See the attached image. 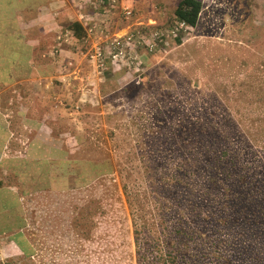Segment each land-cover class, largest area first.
Segmentation results:
<instances>
[{
  "label": "rangeland",
  "instance_id": "obj_1",
  "mask_svg": "<svg viewBox=\"0 0 264 264\" xmlns=\"http://www.w3.org/2000/svg\"><path fill=\"white\" fill-rule=\"evenodd\" d=\"M125 1L115 0L113 6L117 16L127 23L126 27L120 32L109 31L108 38L111 40L117 35L132 32L130 44L136 45V41L143 36L152 46L151 50L147 47H137L136 50L140 52L134 53L136 56L127 52L114 58L116 62L125 64L123 68L119 64L120 71H117V75L127 70L130 79L136 84L144 80L147 84L149 76H154L145 88L146 94L139 100L168 98L166 103L172 102V105L177 107L189 105L193 108L196 105L198 112L210 116L212 121L216 122L211 125L221 132L222 145L229 142L230 137L225 135H235L233 138L242 153L243 148H246L245 140L250 138L248 142L252 147L248 149L256 153L258 146L264 144V139L261 138L264 123L259 119L264 113V102L257 101L264 95V0H200L201 9L195 26H184L183 29L178 28L172 16L178 0H138L146 18L154 16L158 19L155 22L145 18V22L139 24V28H143L142 32H136L131 25L137 13L132 3L135 0H129V3ZM86 3V8L93 10L94 4L91 1ZM104 5L110 7L108 0ZM122 7L129 8L132 13L124 15ZM79 18L83 21L85 16ZM103 21L98 20V24L101 25ZM177 30L182 31L179 43L174 42L172 38ZM105 34L106 32L101 31L98 37ZM93 40L88 37L87 41L82 42L79 49L81 53L91 50ZM101 44H98L103 50L101 66L95 68L93 62L79 52L76 60L72 62L75 63L68 65L70 70L77 68L80 73H89L88 79L72 77L71 74L64 75L63 81L55 79L53 83L56 84L52 85L53 91H49L47 98H34L44 109L38 114V118L42 117L48 128H14L12 131L16 137L11 138L13 141L9 139L10 129L3 119L6 117L10 121L11 114L7 110L13 107V92L4 91L6 104L0 108L2 114H5V117L0 114V264H134L129 206H126L123 196L120 195L119 198L121 207L118 214L124 226L108 233L103 238L102 246H97V242H84V247L72 229L67 228V219L73 213V208L81 206L85 198L96 196L98 186L91 183L86 187H79L77 182L70 181L67 191L49 188L50 162L48 163L46 156L41 154L44 151V154L50 155L51 158L55 157L54 150L60 147L61 138L69 135L68 130H73L74 117L78 115L84 122L81 123V126L84 124V130L87 128L90 132L102 131L106 143L112 145L113 138L117 136L123 141L120 150H115L111 155L113 164H117L122 154L133 144L131 139L136 137V127L121 125L125 123V118L107 119V116L112 114L113 111H110L115 104H119V110L136 111L140 103L137 100L127 101L125 95L117 98L111 97L112 92L106 91L104 95L99 92L103 70L107 67L115 71L113 64H109L104 41ZM135 64L139 66L137 71L134 69ZM8 82L10 81L7 80L6 83ZM222 85L227 89L226 92L218 90ZM232 85L240 86L235 91ZM216 87L217 90H214ZM126 96L134 94L128 93ZM172 105H166V109L172 113L177 112ZM151 113V110L145 108L138 120L142 129L140 142L172 138L165 132H175V124L160 127L154 136L145 131L148 125L160 126L148 123L152 117ZM228 117L237 119V133L228 121L224 120ZM30 119L33 122L34 118ZM205 123L207 121L202 119L200 123L189 124L188 129L199 132L200 128H206ZM31 125L36 124L33 122ZM115 133L116 137H112ZM174 135H177V132ZM89 137L92 140L94 136L90 134ZM138 144L134 145L137 153ZM67 151L69 155H75L77 149ZM252 151L247 150L248 153ZM42 157L44 159H41ZM258 162L259 160L254 159L253 164ZM128 173L133 180L134 171L129 169ZM104 177L102 180L97 179V182L101 180L102 185L112 183L119 189L116 172L108 173ZM54 186L58 187L57 182ZM14 188L22 216L27 223L22 233L28 241L30 240L27 241L33 252L30 259H19L18 255H15L18 251L9 240L13 235ZM250 238L252 240L251 236ZM122 241H125L124 245ZM250 248L252 250V247ZM96 252H99L97 256ZM240 260L242 259L234 258L232 261L233 264H244Z\"/></svg>",
  "mask_w": 264,
  "mask_h": 264
},
{
  "label": "trees",
  "instance_id": "obj_2",
  "mask_svg": "<svg viewBox=\"0 0 264 264\" xmlns=\"http://www.w3.org/2000/svg\"><path fill=\"white\" fill-rule=\"evenodd\" d=\"M105 2L102 0L100 4ZM2 6L0 3V8ZM200 9V0H178L172 16L176 23L193 27ZM63 28L75 39L70 43L72 50L82 45L86 32L80 21H67ZM142 29L138 28V31L142 32ZM181 32L177 30L172 36L174 42H180ZM136 48L134 53L140 52ZM109 64H113L116 72L107 67L103 70L99 88L101 95L106 91L112 92L111 97L125 95L127 101H139L140 107L136 111H126L119 110V104H115L107 119L125 118L121 125L136 127V137L131 139L133 144L117 164H113L111 155L120 150L123 141L117 136L113 138L112 145L106 143L102 131L84 130L78 115L74 117L73 130H68L69 135L61 138L60 147L54 150L55 157L51 158L44 151L41 153L50 162L49 188L67 191L70 181L77 182L79 187L91 183L98 186L94 198H85L81 206L73 208L67 219V228L72 229L84 247V242H97V246H102L108 233L124 226L118 214L122 195L126 206H129L127 213L132 227L134 264H233L234 258L242 259L240 262L244 264H264V144L258 146L254 153L248 149L252 147L248 138L241 153L233 138L235 135L229 134L225 135L230 137L228 144L222 145L221 132L211 125L216 122L198 112L196 105L193 108L189 105L177 107L172 102L167 104L168 98L139 100L146 94L145 88L154 76H149L147 84L145 80L136 84L127 70L117 75L120 62L109 60ZM137 64L134 66L136 71L139 70ZM124 65L121 64V68ZM240 85H232L233 90L236 91ZM218 90L227 91L223 85ZM128 93L134 96H126ZM257 101L264 102V95ZM166 105H172L177 112H170ZM145 108L152 111L153 121L148 123L160 125H148L145 131L149 135L154 136L160 127H170L171 124L176 125L177 135L165 130V134L172 138L140 142L142 129L138 120ZM202 119L207 121L206 128H200L199 132L188 129L189 124L200 123ZM259 119L264 123V113ZM224 120L237 133V119L228 117ZM90 134L94 136L92 140ZM263 134L264 129L261 137L264 139ZM112 137H116V133ZM137 143L138 153L134 149ZM67 149H77V152L69 155ZM254 159L259 162L253 164ZM129 169L135 173L133 180ZM113 172L118 175L120 191L112 183H100L105 175ZM97 179L101 180L97 182ZM56 182L58 187L54 186ZM14 192L15 188L13 235L9 240L18 251L15 255L19 259H30L33 252L27 244L28 238L22 233L27 223ZM98 254L96 252V256Z\"/></svg>",
  "mask_w": 264,
  "mask_h": 264
},
{
  "label": "crops",
  "instance_id": "obj_3",
  "mask_svg": "<svg viewBox=\"0 0 264 264\" xmlns=\"http://www.w3.org/2000/svg\"><path fill=\"white\" fill-rule=\"evenodd\" d=\"M87 1H91L96 9L94 6L93 10L86 8ZM125 2L129 3V0ZM0 3L3 4L0 8L3 10L0 13V108L6 104L4 91L13 92V107L7 110L11 114L10 121L3 112L0 111V114L5 117L4 124L10 129L9 139H13L16 137L12 131L14 128H48L42 117L38 118L44 109L34 98H47L49 91H53L52 85L56 84L53 83L55 79L62 80L64 75L69 74L81 79L90 77L89 73H80L77 68L70 70L68 67L75 63L72 62L78 57V52L84 54L79 50L82 45L72 50L70 43L75 39L63 28L64 22L80 21L86 32L83 39L87 41L91 37L94 39L92 43L99 44L102 41L105 44L109 31L120 32L127 23L117 16L115 6L105 7L95 0H0ZM132 3L137 13L131 25L138 31L146 16L138 0ZM82 15L87 23L79 18ZM98 20L104 21L100 25ZM146 20L156 22L158 19L148 16ZM103 24L106 25L102 27ZM101 31L106 34L98 37ZM7 80L10 82L6 83ZM30 118H34L36 125H31Z\"/></svg>",
  "mask_w": 264,
  "mask_h": 264
},
{
  "label": "built area",
  "instance_id": "obj_4",
  "mask_svg": "<svg viewBox=\"0 0 264 264\" xmlns=\"http://www.w3.org/2000/svg\"><path fill=\"white\" fill-rule=\"evenodd\" d=\"M97 2L101 3L102 0H96ZM107 1V0H106ZM110 6H113V3L115 2V0H108ZM122 11L124 13V15L128 16L130 15L132 12L129 8L127 7H122ZM178 28H184V24L182 22L177 23ZM138 32V31H136ZM155 35V34H153ZM133 36L132 32H128L126 34H121V35H117L114 38H112L110 40V38L106 37L105 40V47L107 48L108 52V57L110 60H113L114 58L118 57V56H123L125 55V53L127 52H132V54H134V48L135 47H147L148 50H151V46L152 44L149 43L148 41H146L144 39V37L142 36L140 38V40L136 41V45L135 44H130L131 43V37ZM121 38H124V40H121ZM99 43H94L92 44V48L91 50L83 53L88 60H90L91 62H93L95 68L98 66L102 65L103 62V50L102 48L98 45ZM111 49H113L114 51L112 52ZM134 56H136L134 54Z\"/></svg>",
  "mask_w": 264,
  "mask_h": 264
}]
</instances>
